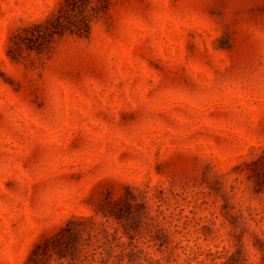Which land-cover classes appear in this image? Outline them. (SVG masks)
Segmentation results:
<instances>
[{
	"label": "rangeland",
	"instance_id": "1",
	"mask_svg": "<svg viewBox=\"0 0 264 264\" xmlns=\"http://www.w3.org/2000/svg\"><path fill=\"white\" fill-rule=\"evenodd\" d=\"M62 0H0V264H264V0H116L9 54Z\"/></svg>",
	"mask_w": 264,
	"mask_h": 264
},
{
	"label": "trees",
	"instance_id": "2",
	"mask_svg": "<svg viewBox=\"0 0 264 264\" xmlns=\"http://www.w3.org/2000/svg\"><path fill=\"white\" fill-rule=\"evenodd\" d=\"M116 0H62L55 10L40 21H35L10 37L9 54L22 50L45 51L56 37L87 36L102 15Z\"/></svg>",
	"mask_w": 264,
	"mask_h": 264
}]
</instances>
